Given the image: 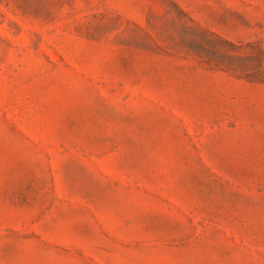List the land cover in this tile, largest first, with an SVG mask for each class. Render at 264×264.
Wrapping results in <instances>:
<instances>
[{"label": "rangeland", "instance_id": "rangeland-1", "mask_svg": "<svg viewBox=\"0 0 264 264\" xmlns=\"http://www.w3.org/2000/svg\"><path fill=\"white\" fill-rule=\"evenodd\" d=\"M0 264H264V0H0Z\"/></svg>", "mask_w": 264, "mask_h": 264}]
</instances>
